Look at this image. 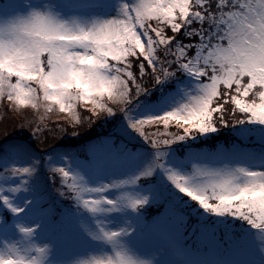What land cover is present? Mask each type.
Wrapping results in <instances>:
<instances>
[{
  "label": "snow or ice",
  "instance_id": "obj_1",
  "mask_svg": "<svg viewBox=\"0 0 264 264\" xmlns=\"http://www.w3.org/2000/svg\"><path fill=\"white\" fill-rule=\"evenodd\" d=\"M8 3L13 6L9 11L0 9V135L9 127L27 128L40 146L49 147V137L55 143L65 134L79 136L97 120L122 113L128 128L154 150L138 174L112 178L129 154L117 144L127 129L114 124L110 133L84 149V159L77 151L57 153L63 163L45 157L55 192L73 203L76 214L86 211L95 217L130 210L139 221L153 197L162 196L155 186L147 193L131 186L159 170L206 212L238 217L264 241V169L249 168L226 153L196 159L188 174L166 161L168 146L190 136L245 121L264 125V0H120L115 16L69 12L67 19L53 10L56 5ZM52 38L75 43L63 53L42 50L39 41ZM180 71L198 81L195 92L189 90L183 102L160 115L134 116L130 105L148 90L146 82L154 85ZM80 105L83 114L77 111ZM57 110L67 115L50 124L48 113ZM170 126L176 130L169 131ZM20 150L25 146L10 145L6 151ZM40 163L34 158L31 164L0 170L5 181L0 183V205L17 217L28 210L34 221H15L22 239L4 241L0 264H48L52 246L38 243L37 231L45 224L73 220L67 209L58 214L43 190L23 206L14 203L16 193L31 190ZM89 176L109 180L92 185ZM13 177L18 182L9 183ZM109 190L117 191L115 198L105 195ZM168 211L184 220L179 207L169 206ZM95 226L81 222L87 235L111 245V252L73 264H152L129 246L137 233L132 218L115 229L100 219ZM9 227L7 213L0 214V229Z\"/></svg>",
  "mask_w": 264,
  "mask_h": 264
},
{
  "label": "rangeland",
  "instance_id": "obj_2",
  "mask_svg": "<svg viewBox=\"0 0 264 264\" xmlns=\"http://www.w3.org/2000/svg\"><path fill=\"white\" fill-rule=\"evenodd\" d=\"M46 2L56 5V10L61 11L65 15L69 14V12H77L85 16L95 15L104 18L117 15L120 4V0H32L34 4H44ZM12 7L8 0H0V9L5 12ZM24 7L26 5L22 4L21 10ZM188 76L189 78H194L189 73ZM171 79L173 77L164 80V83L169 82ZM192 80L195 81L194 79ZM184 85H186L185 82L176 80V88L173 91L179 90L178 93L180 94H175V92L171 91L173 93L168 94L165 99L149 101L146 98V100L143 99L140 95L136 98V100H140H134L130 105L132 113L136 117H146L149 115H160L164 111L171 110V108L184 101L186 98L185 94L189 90L195 92L197 83L189 89L183 87ZM0 107L1 117L3 115V107L2 105ZM78 109L79 107L77 111ZM66 115L67 113H59L58 110L55 114L48 113L49 118L54 119L64 118ZM103 124L98 129L107 128L109 130L108 133L112 131L114 124L127 129V132L121 136L124 140L121 144L129 150V154L125 157L122 166L112 173V178H125L138 174L151 161L154 155L151 145L144 141L134 130L128 128L122 113L107 117V121L103 122ZM219 127L214 132L190 136L184 141H177L168 146L167 163L172 167L178 168L181 173L188 174L191 172V163L196 159L214 157L226 153L238 158L241 163L246 164L249 168L264 169V125L245 121L243 124L236 126V129L232 130L235 137L242 139L243 142L244 139L252 137L253 141L247 144V148L242 149L238 148L240 145L236 140L232 145V147H235L234 149L231 147V150H227L224 145H219V143H215L217 146L216 150L212 148L215 145L210 146L215 136L220 133ZM153 130L155 129L153 128ZM175 130L174 126H170L169 131ZM91 144L92 142L90 141L88 145ZM10 145H23L25 150L6 151ZM60 148L44 153L33 150L26 141L10 140L0 151V170L11 164L20 166L31 164L34 158L41 160L36 174L30 181L31 190L29 192L21 190L16 193L14 195V203L23 206L26 199H30L35 192L43 190L48 194L49 203L57 209L58 214L65 209L73 214V220L70 224H45L37 231L34 239L38 243H49L52 246L48 264H73L74 261L79 259L110 253L111 245L89 237L81 227V222L89 228L95 229V220L100 219L106 221L108 227L115 229L124 225L128 218H132L137 227L136 235L129 238L130 248L135 255L142 259L151 260L152 264H264V241L258 239V230L238 217L218 216L206 212L198 202L191 200L186 194L180 193L170 182H167L159 170L151 178L143 180L142 183L136 186H131L135 191L144 193H147L155 186L162 196V199L159 200L153 197V200L142 209L139 221L136 220V214L130 210L126 212L99 213L95 217L86 211L76 214L73 203L63 200L55 192L52 178L48 175V168L44 160L45 157L51 156L55 162L63 163L57 153H66L77 149L76 147H69L68 150H64L67 148ZM73 166L76 167L77 165L73 163ZM88 178L89 183L92 185H96L99 179H103L105 182L109 180V176L100 178L89 176ZM4 182V179L0 178V183ZM8 182L18 181L17 178L13 177ZM116 194V190H109L105 193L109 198H115ZM154 203H163V213L161 211L157 216L150 215L147 209ZM169 206L179 207L182 210L184 220L179 221L172 213L167 215L166 212ZM2 213H7L8 224L11 227L0 229V247L3 246L5 240L8 242H19L22 239V234L15 228L16 220L22 219L26 223L34 222L29 218L28 210L17 217L10 210L0 205V214ZM162 215L165 217L161 218ZM190 215H198L201 218V220L198 219L199 221H203L204 225L205 223L210 225L209 228L206 226V230H210L213 233L224 231L223 229L229 230V239L215 236V234L210 236L209 239L202 238L205 242L206 250L203 248V251H200L201 247L197 246L202 245V243L191 242L185 236L187 234L185 228L189 226L188 222L190 220L188 216ZM202 226V224H196L195 226L192 225L191 228L202 229ZM206 230H202L203 232L194 231L192 234H206ZM196 237L201 236L197 235Z\"/></svg>",
  "mask_w": 264,
  "mask_h": 264
},
{
  "label": "trees",
  "instance_id": "obj_3",
  "mask_svg": "<svg viewBox=\"0 0 264 264\" xmlns=\"http://www.w3.org/2000/svg\"><path fill=\"white\" fill-rule=\"evenodd\" d=\"M192 79H194L195 81H193ZM176 80L181 81V82H185L186 85H184L183 87H185L186 89L187 88L189 89V88H191V86H193L194 84L196 85V83H198V81L195 78H189L187 72L180 71L176 74V76L173 77V79H171L169 82H166V83H164V81H162L160 83L153 85V84H150L149 82H146V87L148 90L145 93H143V95L141 94V96L143 99L146 98L149 101H154V100L161 99V98L165 99V97L168 94L175 92L173 90L176 88L175 87V81ZM171 91H173V92H171ZM178 91L179 90H177L175 92V94H177ZM178 94H180V93H178ZM138 100H140V99H138ZM138 100H136V101H138ZM83 109H84V105H80L78 111L83 114ZM2 117H3V115L0 117V123H2ZM85 118H87V117L85 116ZM62 119L63 118H56V119L49 118L50 124H55L56 122L61 121ZM106 121H107V117H105L101 120H97L96 123L91 128H88L86 131L81 132L79 136H72L70 134H65L64 136L57 139L55 141V143H51V137H49V139H50L49 147L40 146L37 143V141L34 139L32 133L27 128L9 127L8 130L6 131V134L0 135V151H2L3 146L6 143H8V141H10V140H22V141H26L33 148V150L39 151V152H44V153H48L50 151L57 150V148H60V147H61L60 149L67 148L64 150H68L69 147H76L77 149L75 151L80 152L81 158H85L87 156V153L84 151V149L88 146V143L90 141L92 143L95 141H98L100 138L107 135V133L109 132V130H107V128L98 129V127L101 124H103V122H106ZM236 126H238V125H229V126L219 127L220 133L215 136V138L212 140L213 143H210V146L215 145L212 148L216 150L217 146L215 143H219V145L220 144L224 145V147L227 150H231L232 145L237 140V143L240 145V146H238V148H242V149L247 148L248 147L247 144L249 142L253 141V139H252V137L244 139V142H245L244 143L242 139L235 137L232 130H235ZM122 141H124V140L121 137L119 140H117V144H121ZM234 147H232V149H234ZM163 207H164L163 203H161V204L154 203L147 210L151 216H157L160 214L161 211L163 213V209H164ZM169 213L170 212L167 210L166 214L168 215ZM164 217L165 216H163V215L161 216V218H164ZM188 219L190 220V222H188L189 226L187 228H185V232L187 233V234H185L186 239L188 237V240L191 242H195V243L201 242L202 245L200 244L197 246V247H201L200 251H203V248L205 249V246H206L205 242L202 238L209 239L210 236L215 234V236L217 235L218 237L227 238V240L229 239V234H230L229 232L230 231L227 229L222 228L225 232L224 231H220V232L216 231L217 233L216 232L213 233L210 230H206L207 227L209 228L210 225H208L206 223L204 225L203 221H199L198 219L201 220V218L198 217V215H195V216L190 215V216H188ZM196 224H198V225L202 224L203 225L202 229H198L196 227L191 228L192 225L195 226ZM202 230L203 231L206 230V234H192V233H194V231L203 232ZM197 235L201 236V237H196ZM189 241H188V243H189Z\"/></svg>",
  "mask_w": 264,
  "mask_h": 264
},
{
  "label": "clouds",
  "instance_id": "obj_4",
  "mask_svg": "<svg viewBox=\"0 0 264 264\" xmlns=\"http://www.w3.org/2000/svg\"><path fill=\"white\" fill-rule=\"evenodd\" d=\"M24 3L27 4L28 0H24ZM46 5H54L51 3H45ZM54 11H57L55 8L53 9ZM59 12V11H57ZM68 14H64L62 15L60 18L61 19H67ZM75 41H65V40H61L59 38H52L49 40H41L39 41V44L41 45V49H48V50H52L53 48L60 53H63V51L68 48L70 45L74 44Z\"/></svg>",
  "mask_w": 264,
  "mask_h": 264
}]
</instances>
